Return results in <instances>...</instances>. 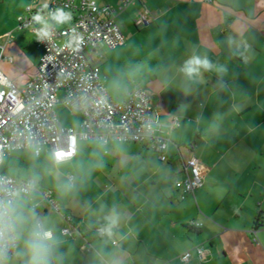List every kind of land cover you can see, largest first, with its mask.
Returning <instances> with one entry per match:
<instances>
[{"label": "crops", "instance_id": "obj_1", "mask_svg": "<svg viewBox=\"0 0 264 264\" xmlns=\"http://www.w3.org/2000/svg\"><path fill=\"white\" fill-rule=\"evenodd\" d=\"M48 2L0 0V70L16 87L37 75L40 56L35 34L18 29L17 17ZM98 2L116 8L120 0ZM143 8L151 22L138 26ZM116 20L125 42L95 50L101 80L114 100H124L135 87L150 93L156 133L170 139L167 160L148 144L80 140L69 161L57 163L50 151L42 153L54 167L66 169L51 184L10 175L2 164L5 174L31 178L38 190L52 189L63 214L80 230L59 243L47 219L54 213L64 227L67 221L33 192L19 194L11 207L16 235L17 229L28 235L39 231L40 219L42 229L52 232L45 241L63 245L66 264L100 263L96 252L81 249L83 238L109 264H264V225L255 224L264 223V0H135ZM193 55L206 56L213 70L189 79L181 68ZM109 63L144 64L128 87L115 83ZM75 114L76 124H60L79 129L82 118ZM193 156L204 182L182 198L174 182ZM110 218L117 221L111 233L99 237L97 228H107ZM191 223L198 224L196 231ZM196 246L205 250L203 261ZM75 247L78 258L71 252ZM188 250L193 257L182 262Z\"/></svg>", "mask_w": 264, "mask_h": 264}, {"label": "built area", "instance_id": "obj_2", "mask_svg": "<svg viewBox=\"0 0 264 264\" xmlns=\"http://www.w3.org/2000/svg\"><path fill=\"white\" fill-rule=\"evenodd\" d=\"M134 1L120 0L114 8L110 4H100L98 0H49L47 7H29L25 14L17 17L18 29H28L35 34L40 56L37 75L22 87H16L0 70V167L6 154L27 149L33 150L37 157L44 151H50L57 163L69 161L77 154L80 140L148 144L161 154L162 161L167 160L164 151L170 139L156 133L158 122L153 116L150 93L142 87H135L124 100L110 98L95 61L94 52L98 48L114 50L125 42L116 15ZM57 9L71 12V21L55 24L52 16ZM37 15L42 17L41 22L34 19ZM150 22L149 11L143 8L135 23L139 26ZM45 28L51 38L41 40L38 33ZM74 36L82 38L78 47L68 45ZM0 49L2 60L3 48ZM8 59L12 61L11 57ZM59 92L63 93L61 100ZM60 101L69 110L81 115L79 129L60 124L55 112V106ZM174 125H179L177 118ZM184 174L174 182L175 188L182 192V198L203 185V170L197 157L193 156L184 163ZM68 179L73 182L74 175H68ZM33 192L41 195L67 221V226L62 229L63 235L73 237L80 234L79 228L71 224V219L63 214L61 206L53 199L52 189L38 190L31 178L18 180L0 170V203L12 207L19 194L29 196ZM191 225L198 226L196 223ZM38 227L41 234L49 232L52 237V232L42 229L40 219ZM102 229L104 227L97 228L99 237L108 233L102 232ZM9 235L12 239H8ZM83 239V251H94L100 257L99 264H109L89 240ZM113 244L116 245L117 241ZM0 245L5 249L3 260L16 257L15 230L6 234ZM194 250L203 261L204 248L196 246ZM192 257L191 250L180 255L182 262H189Z\"/></svg>", "mask_w": 264, "mask_h": 264}, {"label": "rangeland", "instance_id": "obj_3", "mask_svg": "<svg viewBox=\"0 0 264 264\" xmlns=\"http://www.w3.org/2000/svg\"><path fill=\"white\" fill-rule=\"evenodd\" d=\"M143 64L144 63H109L107 65L116 77V84L121 83L128 87H132L139 79V71L140 68L143 67ZM62 97L63 93L59 92V99L61 100ZM55 112L60 123L63 125L76 124V120L78 121L76 114L71 112L62 101L56 104ZM3 168L10 175H19L22 177L32 176L37 180H43L45 184H51L54 179L58 181V179L64 176L66 171L65 168L54 167L49 161L45 160L44 155L41 157L35 156L31 149L14 151L11 154H7L4 158ZM62 190L63 188L59 187L58 192L61 193ZM49 220L53 224L57 241H60L59 243L72 240L68 238L69 236H63L61 234V230L65 224L58 215L52 213L47 221ZM33 233L34 232L28 235L17 229V256L4 259L3 264H30L31 253L27 246V242L32 238ZM44 242L48 248V264H66V262H69V260H66L62 255L64 249L63 245L59 244L54 247L51 245V242ZM71 252L76 254V258L80 256V251L77 247L73 248Z\"/></svg>", "mask_w": 264, "mask_h": 264}, {"label": "clouds", "instance_id": "obj_4", "mask_svg": "<svg viewBox=\"0 0 264 264\" xmlns=\"http://www.w3.org/2000/svg\"><path fill=\"white\" fill-rule=\"evenodd\" d=\"M44 7H47L45 4ZM52 18L58 24L68 23L72 19L71 12H65L63 9H57L53 14ZM37 22L42 21V17L37 15L34 17ZM38 37L43 40L44 38H51V34L45 29H41L38 33ZM80 37H73L68 41V45L71 46L73 44L79 46L81 42ZM214 65L210 62V60L204 56L193 55L187 61H185L181 71L189 78H199L202 75L203 71L213 70ZM218 71H225V69L220 68ZM12 209L10 204L0 203V241L5 240L6 234H10L15 230V223L12 220L10 215ZM115 218H110V223L107 228L102 229V232L111 233V228L116 224ZM51 238V233L45 232L41 234V232L36 231L33 233L32 238L27 242V246L31 253V261L30 264H48L47 252L48 248L45 244V240ZM8 239H12L9 235ZM5 249L2 245H0V264H3Z\"/></svg>", "mask_w": 264, "mask_h": 264}, {"label": "trees", "instance_id": "obj_5", "mask_svg": "<svg viewBox=\"0 0 264 264\" xmlns=\"http://www.w3.org/2000/svg\"><path fill=\"white\" fill-rule=\"evenodd\" d=\"M256 226H262V225H264V223H262L259 219H257V221H256ZM190 228H193L194 229V231H196L197 230V227L196 226H189Z\"/></svg>", "mask_w": 264, "mask_h": 264}]
</instances>
